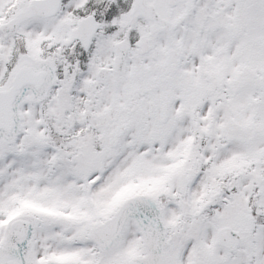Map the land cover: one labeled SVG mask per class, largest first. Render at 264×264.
I'll use <instances>...</instances> for the list:
<instances>
[{
  "label": "snow or ice",
  "instance_id": "snow-or-ice-1",
  "mask_svg": "<svg viewBox=\"0 0 264 264\" xmlns=\"http://www.w3.org/2000/svg\"><path fill=\"white\" fill-rule=\"evenodd\" d=\"M0 264H264V0H0Z\"/></svg>",
  "mask_w": 264,
  "mask_h": 264
}]
</instances>
